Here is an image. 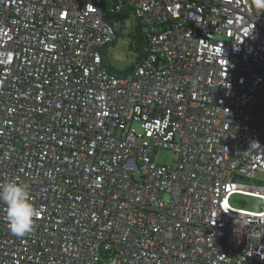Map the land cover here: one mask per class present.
Instances as JSON below:
<instances>
[{
	"label": "built area",
	"instance_id": "1",
	"mask_svg": "<svg viewBox=\"0 0 264 264\" xmlns=\"http://www.w3.org/2000/svg\"><path fill=\"white\" fill-rule=\"evenodd\" d=\"M107 1L0 0V185L42 209L17 237L0 203V264H264V208L229 203L264 199V13ZM121 10L148 38L126 74Z\"/></svg>",
	"mask_w": 264,
	"mask_h": 264
},
{
	"label": "clouds",
	"instance_id": "2",
	"mask_svg": "<svg viewBox=\"0 0 264 264\" xmlns=\"http://www.w3.org/2000/svg\"><path fill=\"white\" fill-rule=\"evenodd\" d=\"M253 5L260 13H264V0H253ZM0 203L5 206L7 223L13 235L24 237L33 231L35 218L42 209L32 203L26 184L14 179L0 185Z\"/></svg>",
	"mask_w": 264,
	"mask_h": 264
},
{
	"label": "rangeland",
	"instance_id": "3",
	"mask_svg": "<svg viewBox=\"0 0 264 264\" xmlns=\"http://www.w3.org/2000/svg\"><path fill=\"white\" fill-rule=\"evenodd\" d=\"M127 27H123L121 30V35L117 38L115 45L110 50L109 59L115 72L122 71L125 66L134 61L135 52L128 50V44L130 38L129 33V23L134 21V17L131 14L126 15ZM157 161L161 164L170 165L173 162L174 153L168 149H158L156 151ZM252 184H264V172L254 173ZM229 203L237 208L246 209L250 211H261L264 208V199L258 196H250L243 193L234 192L230 196Z\"/></svg>",
	"mask_w": 264,
	"mask_h": 264
},
{
	"label": "trees",
	"instance_id": "4",
	"mask_svg": "<svg viewBox=\"0 0 264 264\" xmlns=\"http://www.w3.org/2000/svg\"><path fill=\"white\" fill-rule=\"evenodd\" d=\"M117 0H111L107 1L106 4L109 7H113V3H115ZM103 11L105 12L104 8ZM129 13L125 10H121L118 14V16L120 18H124V21L122 22V24H126V15H128ZM123 26V27H124ZM122 27V28H123ZM127 27V25L125 26ZM122 28L118 29L116 31V35H115V39L110 43V45L113 47L116 43L117 38L121 35V30ZM129 33L128 36L130 38V42L128 44V50L129 51H134L135 52V57H134V61L130 64H128L127 66H125L123 68V70L117 71L116 73L119 74H126L129 71H131L137 64H139L141 62V60L143 59V57L145 56V48L147 46V34L145 31H143L142 27L138 24H136L134 21L132 23H129Z\"/></svg>",
	"mask_w": 264,
	"mask_h": 264
}]
</instances>
